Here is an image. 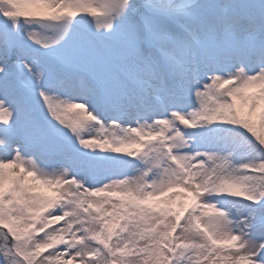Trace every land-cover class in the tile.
<instances>
[{"label": "snow or ice", "instance_id": "obj_1", "mask_svg": "<svg viewBox=\"0 0 264 264\" xmlns=\"http://www.w3.org/2000/svg\"><path fill=\"white\" fill-rule=\"evenodd\" d=\"M0 264H264V0H0Z\"/></svg>", "mask_w": 264, "mask_h": 264}]
</instances>
